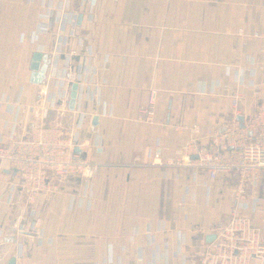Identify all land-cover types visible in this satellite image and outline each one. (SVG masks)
I'll return each instance as SVG.
<instances>
[{"label":"crops","instance_id":"0c3cea01","mask_svg":"<svg viewBox=\"0 0 264 264\" xmlns=\"http://www.w3.org/2000/svg\"><path fill=\"white\" fill-rule=\"evenodd\" d=\"M36 52L47 72L40 83L31 81ZM95 54L108 57L107 70ZM68 72L82 75L66 84H79L75 110L55 103L44 116ZM236 80L254 93L251 107L241 100L234 109L226 86ZM151 90L155 118L141 121ZM262 101L264 0H0V144L38 125L75 129L85 115V134L99 136L109 154L90 204V187L71 175L29 208L18 175L0 164V264H199L236 206L264 243V171L244 187L235 173L202 186L206 171L183 161L189 142L209 143L208 130H224ZM157 144L161 164L152 160ZM82 154L90 158L92 146ZM33 208L42 237L28 229Z\"/></svg>","mask_w":264,"mask_h":264},{"label":"built area","instance_id":"2783aa9c","mask_svg":"<svg viewBox=\"0 0 264 264\" xmlns=\"http://www.w3.org/2000/svg\"><path fill=\"white\" fill-rule=\"evenodd\" d=\"M70 18L74 30L77 27L76 16ZM258 36V31L253 32V38ZM94 59L103 62L102 68L107 70V56L95 54ZM96 73L94 67L91 77ZM81 76V73L68 72L64 77H58L61 90L54 92L47 101L44 116L55 103L67 105L70 89L66 84L79 81ZM243 87L244 82L241 80L232 81L226 86V90L232 91V105L236 110L241 107V100L244 101V107L252 106L251 99L255 95L250 91H241ZM156 103L157 92L151 90L147 105L139 108L138 119L152 122ZM85 122V115H81L77 126L71 130L55 125H38L30 136L11 138L0 144V164L7 165L18 175V187L24 193L29 208L49 199L51 193L59 190L63 180L71 175L80 176L85 185L90 187L87 201L91 203L93 181L99 169L108 163L109 154L99 136L93 138L85 134ZM199 128L195 125L193 130L198 131ZM208 134L212 138L209 143L191 141L185 147L183 156V161H187L188 165L206 171L207 179L202 186L214 184L221 174L234 173L239 177L240 186L244 187L251 181L255 183L264 171V101L254 105L252 112L244 115L243 121L236 114L224 130H208ZM89 145L92 146L90 158L82 154V150ZM139 154L137 151L133 156V164H142ZM164 157L163 146L155 145L153 162L161 164ZM30 214L28 229L42 237V218L34 208ZM21 229H24V225ZM215 230L216 238L206 245L199 264H251L254 257L264 259L260 229L252 224L238 206L217 223Z\"/></svg>","mask_w":264,"mask_h":264},{"label":"water","instance_id":"95a60500","mask_svg":"<svg viewBox=\"0 0 264 264\" xmlns=\"http://www.w3.org/2000/svg\"><path fill=\"white\" fill-rule=\"evenodd\" d=\"M79 19L81 20V16L79 17ZM42 58H43V54L41 52H36L33 55L30 68L32 70L31 81L34 83H40L47 76L46 69H44L41 64ZM78 90H79V84L73 83L70 91V100L68 104V107L71 111L75 110L76 102L78 98ZM240 120L243 121V118H240ZM99 128H100L99 117L95 115L91 121L90 132L97 133ZM76 150L78 151L79 149ZM194 158H197V156H195ZM211 238L215 239L216 235H213Z\"/></svg>","mask_w":264,"mask_h":264},{"label":"rangeland","instance_id":"374dc122","mask_svg":"<svg viewBox=\"0 0 264 264\" xmlns=\"http://www.w3.org/2000/svg\"><path fill=\"white\" fill-rule=\"evenodd\" d=\"M69 119H67V120H65L64 122H67ZM63 125H65L64 123H63ZM68 126V125H67Z\"/></svg>","mask_w":264,"mask_h":264}]
</instances>
